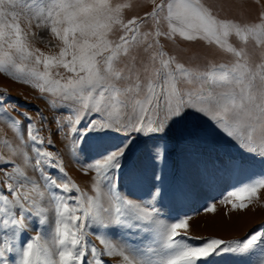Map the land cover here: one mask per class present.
I'll use <instances>...</instances> for the list:
<instances>
[{"label":"snow or ice","instance_id":"obj_1","mask_svg":"<svg viewBox=\"0 0 264 264\" xmlns=\"http://www.w3.org/2000/svg\"><path fill=\"white\" fill-rule=\"evenodd\" d=\"M150 3L142 16L129 17L133 0H0V71L54 94L49 106L62 114L54 117L56 134L71 142L78 163L81 156L87 161L85 175L96 173L94 194L71 180L59 154L48 150L52 129L41 135L49 123L42 112L41 127L27 111L19 112L22 121L0 113L15 134V142L3 141L10 151L0 154V264H214L224 254L244 257L257 248L264 254V223L226 241L192 237L191 216L162 212L190 195L183 162L211 157L201 118L240 152L226 160L218 155L222 167L250 172L257 157L264 164V8L240 20L221 17L206 0ZM33 24L59 42L57 54L30 48ZM161 38L201 43L229 59L188 68L163 51ZM19 62L43 71L21 72ZM109 133L123 139L108 144ZM133 134L150 141L128 169L136 183L149 177L146 194L136 198L120 190L116 175L133 151ZM86 150L94 155L86 158ZM260 189L264 172L232 186L219 203L246 209ZM215 209L211 203L203 210ZM33 224L37 231L28 235ZM254 264H264V255Z\"/></svg>","mask_w":264,"mask_h":264},{"label":"rangeland","instance_id":"obj_2","mask_svg":"<svg viewBox=\"0 0 264 264\" xmlns=\"http://www.w3.org/2000/svg\"><path fill=\"white\" fill-rule=\"evenodd\" d=\"M206 2L213 5L221 17H231L240 20L252 19L257 12L264 8V0H206ZM133 3V9L127 13L129 17L132 15L142 16L144 12L149 11L152 7L150 0H133ZM22 26L26 28V23L23 20ZM151 27L152 21H149L141 30L148 31ZM31 33H35V35L30 34L28 36L31 49H39L46 55L58 53L59 47L57 45L59 42L53 39L46 30L37 28L33 24ZM161 44L165 53L169 56H174L178 62L188 68L203 67L209 60L219 63L229 59L226 53L219 50L210 53L209 49L201 43L193 44L179 38L174 41L161 38ZM19 64L21 72H29L33 68L43 71L42 66H35L26 62H19ZM53 71L55 72L56 70L54 69ZM59 71L64 74L62 68ZM183 86L193 87L192 85ZM42 95L43 98H41ZM0 96L4 97L0 113L6 110L12 116L22 121L23 117L19 116V112L27 111L37 122V127H41L40 116L37 115L38 111L42 112L44 117H47L49 123L43 127L41 135L47 138L49 135L48 129H52L54 146L49 147L48 150L59 154L68 176L77 183L82 191L94 194L92 191V178L96 176V173L91 171L85 175L82 164H86L87 161L81 156L78 163L76 157L73 155L71 142L62 139L61 135L56 134L57 124L54 121V117H61L62 114L54 111L49 106L51 101L55 99L54 94H42L39 89L30 86L29 83L20 82L0 71ZM13 107L17 111H13ZM63 116L66 117L67 113H63ZM64 122L65 124L67 123L66 120ZM84 123H87V118H85ZM198 123H200L204 130L203 143L212 146L211 157L205 163L191 159L183 162L181 180L190 190V195L185 199L178 200L174 205H168L163 208L162 212L167 213L172 211L174 214L175 212H179L181 215L187 214L191 216L188 235L192 237H215L226 241L240 240L253 228L264 223V189H260L258 196L254 197L248 207L243 210L239 208L234 210L231 204H221L219 200L232 190V186L239 188V186L248 181L250 176L258 177L264 172V164L257 157L252 163L250 172L237 173L229 168L222 167L216 161V157L219 155L226 160L229 156L240 155L237 146L224 134L215 129L210 121L201 118ZM65 131H67V128ZM133 135L136 136L137 134ZM14 137V130L11 129L8 122L0 120V154L10 151L3 141L7 139L15 142ZM121 139L123 137L118 134L109 133L105 137V142L115 144L119 143ZM95 143L97 141L90 137L89 144ZM148 143H150L148 138L136 136L133 151L127 153L122 172L120 175L116 174L119 177L120 190L131 194V198L146 194L149 177H145L142 183H136L129 177L128 169L134 165L137 156ZM85 148L87 149V146ZM84 155L86 158H91L94 153L86 150ZM175 158V155H173L170 157V160H175ZM49 171L58 177L62 175L54 169H49ZM28 174H32L30 169L28 170ZM245 202L247 203V201ZM211 203L216 204L215 211L205 212L203 210L204 207ZM37 228L38 226L33 224L32 231L28 235H35ZM89 239L99 246L95 236H90ZM131 239L136 243H150L147 240L140 241L135 236ZM261 255L264 254L260 253L258 248L251 255L244 257L224 254L216 257L214 264H254Z\"/></svg>","mask_w":264,"mask_h":264}]
</instances>
